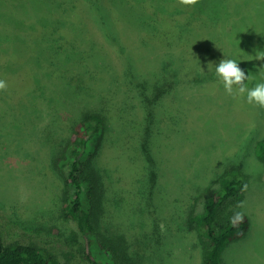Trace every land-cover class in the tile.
I'll use <instances>...</instances> for the list:
<instances>
[{
    "label": "trees",
    "instance_id": "obj_1",
    "mask_svg": "<svg viewBox=\"0 0 264 264\" xmlns=\"http://www.w3.org/2000/svg\"><path fill=\"white\" fill-rule=\"evenodd\" d=\"M227 1L231 0H199L194 7H185L176 4L175 0H84L81 3L78 0H0V5L4 4L8 11L0 13V80L7 84L4 90H0V101L16 109L26 108L28 111L17 121L27 122L28 115V122L32 124L36 120L35 115L40 119L42 107L50 100L43 94L46 88L38 82L40 71L73 89H87L88 84L97 79L96 76L84 77L87 66L84 54L92 50H83L85 22L81 9L85 5L92 12L102 11L115 23L121 35L128 29L130 32L132 30L140 46L153 48L166 56L182 54L180 60L183 64L188 58L205 63L203 56L210 51L205 48L204 42L210 45L211 40L218 37L227 45L222 49V55H227L228 59H234L237 63L241 56L240 61L247 60L249 63H242L241 66H248L249 75L260 79L264 71L259 72L258 69L264 66V61L256 60L255 55L263 48L258 46L260 37L264 36V0L258 7L255 4L259 0H242L235 4ZM44 7L49 16L61 24L59 28L35 23L41 18ZM230 8L235 13L227 20ZM257 12L262 13L259 14L261 17L263 15L260 20L263 25L253 23L255 19L259 20ZM6 13L16 20L15 23L22 19L28 21L19 30L10 28L6 24L13 20L7 21L11 19L6 15L2 17ZM225 17L226 24L221 20ZM220 23L225 24V27L222 28ZM203 37L206 40L201 41ZM252 39L258 42V46L247 47ZM44 41L56 49L55 53L62 58L59 63L41 55L39 49ZM91 45L93 47L95 43ZM127 53L124 52V59L128 57ZM129 61V57L124 61V75L128 77L133 71L132 62ZM253 61L259 66L257 69ZM186 66L188 76H183L185 71L179 66L175 73L168 72L167 77L164 74L155 75L153 80L136 77L137 82L133 85L135 96L127 91H117L119 86L115 81L121 83L122 78H118L108 66L105 72L113 81L111 87L94 92L98 104L96 108L85 110L74 121L67 122L63 118L59 131L64 137L59 142H54L52 137L57 127L47 128L52 138L50 145L47 143L49 137L42 139L39 135V146H54L56 149L48 155L54 171L62 179L61 208L58 213L52 210L48 213L35 211L24 223V228L31 226L33 232L44 231L49 235L53 232L61 236L78 235L80 250L65 253L60 259L33 242H6L0 229V264H153L146 255L147 247H144L143 242L137 246L139 251L136 249L133 253L132 244L124 236L127 233L145 236L147 233L144 222H139L138 215L141 217L142 214L139 193L135 192L133 200L130 199L132 194L124 199L121 188L104 182L95 160L103 147L113 151L126 149L134 152L139 146L144 162L142 187L153 186L157 182L150 143L155 122L154 110L164 95L174 89L176 82L190 86L198 79L195 75L197 67L193 64L191 67ZM203 67L205 64L199 65L197 72ZM201 74L203 78L204 73ZM253 76L246 81L249 89L256 85ZM132 102H135L136 111L133 110ZM138 108L142 111L144 123L139 144L131 136V131L135 130V118L132 117L140 112ZM253 153L256 160L264 164V138L255 142ZM127 160L134 163L133 156ZM250 180V176L237 165H227L218 174V186L206 198L201 212L187 215V226L197 236L200 264H224L226 247L242 238L247 231L249 221L241 210V204L244 192L250 187ZM131 203L132 213L137 215L134 220L124 212L127 207L132 210L129 207ZM109 209L120 211L122 221L114 213L112 215ZM138 225H141L140 229ZM135 229L138 232H133Z\"/></svg>",
    "mask_w": 264,
    "mask_h": 264
},
{
    "label": "rangeland",
    "instance_id": "obj_2",
    "mask_svg": "<svg viewBox=\"0 0 264 264\" xmlns=\"http://www.w3.org/2000/svg\"><path fill=\"white\" fill-rule=\"evenodd\" d=\"M79 2L77 3L81 6ZM227 2L235 4L242 0ZM262 3L259 0L255 7ZM94 7L99 8L95 5ZM44 8L41 18L35 23L59 28L61 24L49 16L47 8ZM81 10L85 22L83 50L88 52L92 49L84 54L87 61L84 77L96 76L97 79L89 83L87 89H73L40 71L38 82L46 88L47 91L44 89L43 94L50 100L42 107L40 119L35 115L36 120L32 124L28 122V115L27 122L17 121L28 111L26 108L16 109L7 102L0 101V229L6 242H33L60 259L65 253L80 250L78 235L61 236L55 232L51 235L44 231L33 232V227L28 226L25 229L24 223L35 211L43 210L48 213L52 210L58 213L61 208L62 179L54 171L48 155L56 149L54 146H39L37 138L39 135L42 139L49 137L47 143L50 145L52 138L47 128L57 127L53 130L52 137L54 142H59L64 137L59 131L63 118L67 122L74 121L85 110L96 108L98 104L94 92L111 87L113 81L105 72L108 66L118 78H122L121 83L115 81L119 86L117 91H127L135 96L133 85L137 82L136 77L149 80L160 74L167 77L168 72L175 73L179 66L185 71L186 65L191 67L193 64L197 67L195 75L198 79L190 86L179 82L177 84L175 81L174 89L164 95L154 110L155 122L152 125L153 132L150 133V143L155 158L157 182L153 186L150 184L142 187L144 162L139 146L134 152L126 149L113 151L103 147L95 160L96 167L100 169L105 183L121 188L124 199L132 194L130 199L133 200L135 192L139 193L142 214L138 217L139 222H144L143 227L147 233L145 236L127 232V235L124 234L132 244L131 252H136L138 244L143 242L144 247H147L146 255L153 264H200L197 236L187 226V215L190 212H201L206 198L218 186V174L229 164L237 165L251 178L250 187L244 192L241 204V210L248 217L249 225L242 238L226 247L223 263L264 264V164L258 162L253 153L255 142L264 138V108L248 104L246 93L243 96L227 94L216 77V65L220 60L228 59L227 55H222V49L227 46L225 42L213 34L215 38L210 45L204 42L205 48L210 51L203 56L206 62L200 63L201 60L188 58L183 64L180 60L182 54L166 56L153 48L140 46L136 33L132 30L130 32V29L121 35L115 23L102 11L92 12L86 9V5ZM2 12H8L4 4L0 5V13ZM228 12L230 14L227 13V20L233 17L235 11L230 8ZM259 14L262 13L257 12ZM5 15L11 19L7 21L13 20L7 13L2 17ZM262 17L255 19L253 23L263 25L260 21ZM225 19L226 17L221 20L226 24ZM15 21L6 25L19 30L28 19H22L18 23ZM225 24L220 23V26L224 28ZM213 32L215 33V29ZM79 34L82 35L81 32ZM204 39L206 40L203 37L201 41ZM93 43L95 46L92 47ZM255 46H258V42L254 39L247 45ZM260 46L263 47L261 51H264V36L260 37L258 48ZM39 51L43 57L54 63L62 60L55 53L53 45L46 41ZM125 51L128 52L132 72L135 73L134 75L129 69V77L124 75V61L128 58L125 56L124 59ZM240 60L241 56L238 57L239 67L249 74V67L241 66L248 61ZM201 64H205V67L197 72ZM252 64L256 69L259 67L255 61ZM201 73H204L203 78ZM183 76H188L186 71ZM253 80L256 83L264 82V72L260 79ZM131 105L134 108L135 102ZM133 110L136 111V108ZM138 110L140 112L132 117L135 118V130L131 131L137 144L142 139L141 129L144 127L142 111L140 108ZM131 156L134 163L127 160ZM129 207L132 210L127 207L124 212L134 220L137 215L132 213L133 203ZM109 211L122 221L120 211ZM121 226L126 231L124 225ZM133 232H138V229Z\"/></svg>",
    "mask_w": 264,
    "mask_h": 264
},
{
    "label": "clouds",
    "instance_id": "obj_3",
    "mask_svg": "<svg viewBox=\"0 0 264 264\" xmlns=\"http://www.w3.org/2000/svg\"><path fill=\"white\" fill-rule=\"evenodd\" d=\"M199 0H175V3L185 7H194ZM256 60L264 61V51L257 52ZM258 70H264L261 66ZM215 75L223 84L227 94H239L243 96L246 93V101L248 104L264 108V82L256 83L252 88H248L246 81L251 79L249 74H246L243 69L239 67L234 59H222L215 67ZM7 87L5 81L0 80V90Z\"/></svg>",
    "mask_w": 264,
    "mask_h": 264
}]
</instances>
